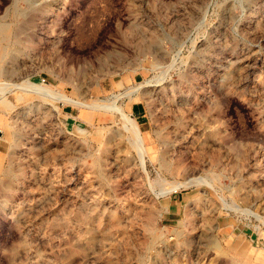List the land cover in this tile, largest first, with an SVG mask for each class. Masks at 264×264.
<instances>
[{"label":"rangeland","instance_id":"obj_1","mask_svg":"<svg viewBox=\"0 0 264 264\" xmlns=\"http://www.w3.org/2000/svg\"><path fill=\"white\" fill-rule=\"evenodd\" d=\"M0 149V264H264V0H0Z\"/></svg>","mask_w":264,"mask_h":264},{"label":"bare ground","instance_id":"obj_2","mask_svg":"<svg viewBox=\"0 0 264 264\" xmlns=\"http://www.w3.org/2000/svg\"><path fill=\"white\" fill-rule=\"evenodd\" d=\"M3 25V24H2ZM42 89L44 88V87H41ZM45 90H47V89H45ZM46 92V91H45ZM54 94V96L55 97H57V95L59 96V99L60 98H62V100L64 101H69V102H71L72 104H74V105H82L81 103H78V102H74V101H71L68 97H66L64 94H55V92L53 93ZM139 146H140V148H139V150H140V152H142V153H144V147H143V145L140 143L139 144ZM143 156V155H142Z\"/></svg>","mask_w":264,"mask_h":264},{"label":"crops","instance_id":"obj_3","mask_svg":"<svg viewBox=\"0 0 264 264\" xmlns=\"http://www.w3.org/2000/svg\"><path fill=\"white\" fill-rule=\"evenodd\" d=\"M138 107V106H137ZM2 154V151H1V149H0V155Z\"/></svg>","mask_w":264,"mask_h":264}]
</instances>
